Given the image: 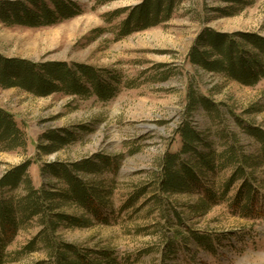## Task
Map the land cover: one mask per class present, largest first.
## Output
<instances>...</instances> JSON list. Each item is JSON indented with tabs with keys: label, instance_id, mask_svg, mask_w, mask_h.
<instances>
[{
	"label": "rangeland",
	"instance_id": "374dc122",
	"mask_svg": "<svg viewBox=\"0 0 264 264\" xmlns=\"http://www.w3.org/2000/svg\"><path fill=\"white\" fill-rule=\"evenodd\" d=\"M16 12L40 25L18 23ZM209 33L232 37L251 57L245 38H264V0H0V65L45 77L44 67L66 64L83 90L72 95L51 80L59 90L45 95L0 85V115L12 118L18 138L0 144V180L26 165L35 189L62 195L68 181L52 167L63 166L89 195L87 206L57 198L54 213L81 221L58 226V254L65 245L88 264H264L263 144L251 134L264 135V78L247 86L195 65L193 51L212 50L203 45ZM183 123L204 139L192 151L178 133ZM229 149L244 172L227 190L236 170L223 165ZM193 152L212 153L214 168L196 167ZM170 153L201 169L184 193L158 184ZM0 196L18 200L28 190L21 183ZM40 218L18 220L0 243V264L57 263Z\"/></svg>",
	"mask_w": 264,
	"mask_h": 264
},
{
	"label": "trees",
	"instance_id": "16d2710c",
	"mask_svg": "<svg viewBox=\"0 0 264 264\" xmlns=\"http://www.w3.org/2000/svg\"><path fill=\"white\" fill-rule=\"evenodd\" d=\"M173 2L174 0H169ZM158 5V4H157ZM141 11V10H140ZM138 11L136 14L141 17V13ZM45 12V24L49 25L52 23V14L47 11ZM63 13V10L60 11ZM155 19L159 17V12L150 13ZM5 15V14H4ZM149 15L147 14V19ZM16 21L23 25H29L32 27H38L40 23L31 13L26 12L25 16H20L16 12ZM131 31H125V34H129ZM246 45L252 46L254 52H251V57L249 53L244 52L242 45H238L237 41L232 37L218 35L214 33H209L206 35V40L203 43L205 47H209L212 50L200 49L195 50L191 54L192 62L195 65L201 66L202 68L210 72H226L228 77L241 82L247 86L257 85L262 78H264V38L260 36H253L245 38ZM248 54V55H247ZM34 67L30 70H27L24 65L12 66L8 63H3L0 65V85H3L5 88H12L22 85L29 89L30 91L38 92L41 90V94H48L51 90H59L56 86H47V82L59 81L63 86L64 90L72 95H81L83 90L80 88L75 75H72L66 64L51 65L44 67L42 70L45 72V77L40 74H34L32 71ZM13 72V76L10 73ZM32 74V79H27V77ZM84 75L91 76V81L96 85L95 78H93V72L87 73ZM96 89L99 92V86ZM45 89V90H44ZM39 93V94H40ZM100 95L104 98L107 94L105 92H99ZM107 97V96H106ZM204 104L208 102L203 101ZM15 126L12 122V118L1 114L0 115V144L9 143L14 145L17 141ZM178 133L182 138L184 143V151H192L196 144H201L204 139L201 134L195 131L189 123H183ZM251 134L258 138L263 144L262 156L261 159H264V135L263 132L251 131ZM53 140L52 137H50ZM54 141V140H53ZM60 144H65L63 140H59ZM195 149V148H194ZM194 157L199 161L196 163V167H207L208 169L214 168L213 155L211 154H201L200 152H193ZM260 159V161H261ZM180 155L178 154H166V157L163 161V175L159 179V186L165 192L173 193H184L190 188L188 185H193L198 183V171L193 169L188 165L180 164ZM259 161V160H258ZM249 162V163H248ZM244 163H247L249 166L258 165L257 160H249L244 158ZM234 165L236 170L233 174V178L226 185L228 190L236 179H239L241 174H243L244 167L240 165V157L235 153L233 149H229L223 155V165ZM78 167V166H77ZM81 167V166H79ZM59 169V170H58ZM27 166H19L12 169L0 180V191L5 188H19L21 183L25 184V187L28 190V196L26 198H21L18 200H4L0 196V243L6 242L10 237L18 231V220L26 221L34 216H40V221L44 226L43 234L47 242L51 245L53 256L56 254L57 263L56 264H88L87 258L79 253L76 249L68 248L63 245V252L58 254V245L53 240L57 232L59 225L71 222L77 224L81 222L78 219L68 218L60 213H54V210L57 209L55 205L57 198H69L76 200L83 206L88 205L89 195L86 190L81 186V183L74 177V175L63 166L61 167H52V171L58 175L59 173L63 174V177L68 181L69 188L62 195L55 194L51 191L38 190L33 187L31 180L26 176ZM60 171V172H59ZM243 189H246V195L248 200L252 199L251 194L254 190L249 187L247 184L243 185ZM208 194H211L210 192ZM236 198L240 200V196L237 195ZM199 209L204 211L207 210V204L201 202L197 205ZM19 215V216H18ZM1 249V248H0ZM34 250V243L28 245L25 251L32 252ZM56 251V252H55ZM2 249L0 250V263L2 261Z\"/></svg>",
	"mask_w": 264,
	"mask_h": 264
}]
</instances>
